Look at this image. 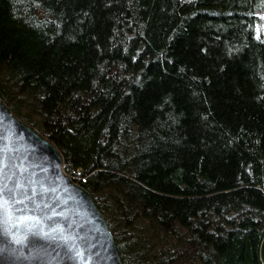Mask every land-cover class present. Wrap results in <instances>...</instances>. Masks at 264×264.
<instances>
[{
  "label": "trees",
  "instance_id": "16d2710c",
  "mask_svg": "<svg viewBox=\"0 0 264 264\" xmlns=\"http://www.w3.org/2000/svg\"><path fill=\"white\" fill-rule=\"evenodd\" d=\"M0 99L123 264H264V0H0Z\"/></svg>",
  "mask_w": 264,
  "mask_h": 264
},
{
  "label": "water",
  "instance_id": "95a60500",
  "mask_svg": "<svg viewBox=\"0 0 264 264\" xmlns=\"http://www.w3.org/2000/svg\"><path fill=\"white\" fill-rule=\"evenodd\" d=\"M0 264H123L62 155L0 99Z\"/></svg>",
  "mask_w": 264,
  "mask_h": 264
}]
</instances>
